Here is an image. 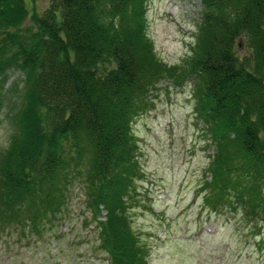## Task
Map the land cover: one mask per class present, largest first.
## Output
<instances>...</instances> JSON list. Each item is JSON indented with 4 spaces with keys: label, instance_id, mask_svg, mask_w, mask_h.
I'll return each mask as SVG.
<instances>
[{
    "label": "trees",
    "instance_id": "1",
    "mask_svg": "<svg viewBox=\"0 0 264 264\" xmlns=\"http://www.w3.org/2000/svg\"><path fill=\"white\" fill-rule=\"evenodd\" d=\"M147 1L49 0L38 14L0 0V90L9 71L22 76L0 156V234L40 236L77 182L106 264H148L129 215L141 178L131 125L161 82L189 78L213 149L202 208L264 222V0H199L192 55L172 67L147 35Z\"/></svg>",
    "mask_w": 264,
    "mask_h": 264
},
{
    "label": "rangeland",
    "instance_id": "2",
    "mask_svg": "<svg viewBox=\"0 0 264 264\" xmlns=\"http://www.w3.org/2000/svg\"><path fill=\"white\" fill-rule=\"evenodd\" d=\"M24 1L38 14L49 2ZM146 18L160 62L182 65L196 43L200 1L148 0ZM21 80L11 70L0 90V156L14 133L10 116L20 98L13 90ZM194 84V78L161 82L131 125L141 174L129 211L132 228L148 249V264H264V222L254 228L240 214H213L196 196L213 149L195 111ZM97 245L83 186L75 182L60 219L40 236L0 234V264H106Z\"/></svg>",
    "mask_w": 264,
    "mask_h": 264
}]
</instances>
